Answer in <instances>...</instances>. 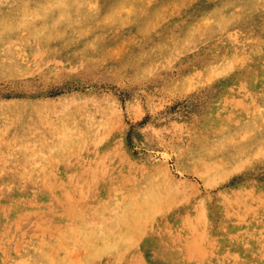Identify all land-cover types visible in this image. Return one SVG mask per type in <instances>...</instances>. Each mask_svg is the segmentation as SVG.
<instances>
[{
  "label": "rangeland",
  "instance_id": "obj_1",
  "mask_svg": "<svg viewBox=\"0 0 264 264\" xmlns=\"http://www.w3.org/2000/svg\"><path fill=\"white\" fill-rule=\"evenodd\" d=\"M0 264H264V0H0Z\"/></svg>",
  "mask_w": 264,
  "mask_h": 264
},
{
  "label": "bare ground",
  "instance_id": "obj_2",
  "mask_svg": "<svg viewBox=\"0 0 264 264\" xmlns=\"http://www.w3.org/2000/svg\"><path fill=\"white\" fill-rule=\"evenodd\" d=\"M26 72H27V71H26ZM90 133H92V132L90 131ZM88 134H89V133H88ZM88 134H87V135H88ZM94 135H95V133H94ZM90 139H91V138H90ZM95 141H96V140H95ZM95 141H94V142H95ZM56 143H57V142H56ZM21 155H22V154H21ZM21 157H22V156H21ZM21 157H20V158H21ZM14 168H15V167H14ZM112 252H113V251H112Z\"/></svg>",
  "mask_w": 264,
  "mask_h": 264
}]
</instances>
